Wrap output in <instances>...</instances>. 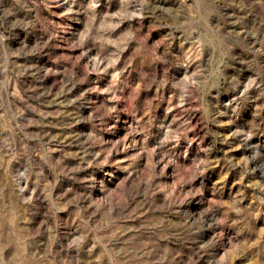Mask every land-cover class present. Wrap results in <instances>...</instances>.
<instances>
[{
	"label": "rangeland",
	"instance_id": "1",
	"mask_svg": "<svg viewBox=\"0 0 264 264\" xmlns=\"http://www.w3.org/2000/svg\"><path fill=\"white\" fill-rule=\"evenodd\" d=\"M0 264H264V0H0Z\"/></svg>",
	"mask_w": 264,
	"mask_h": 264
}]
</instances>
